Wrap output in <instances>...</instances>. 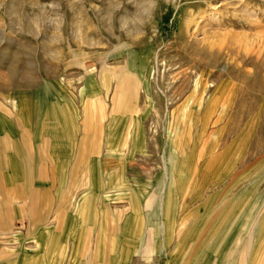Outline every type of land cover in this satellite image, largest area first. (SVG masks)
Here are the masks:
<instances>
[{
  "label": "rangeland",
  "instance_id": "obj_1",
  "mask_svg": "<svg viewBox=\"0 0 264 264\" xmlns=\"http://www.w3.org/2000/svg\"><path fill=\"white\" fill-rule=\"evenodd\" d=\"M128 58L151 71V106L140 87L111 113ZM0 103L27 141L0 150V264H224L229 246L264 264L240 224L264 211V0H0Z\"/></svg>",
  "mask_w": 264,
  "mask_h": 264
},
{
  "label": "crops",
  "instance_id": "obj_2",
  "mask_svg": "<svg viewBox=\"0 0 264 264\" xmlns=\"http://www.w3.org/2000/svg\"><path fill=\"white\" fill-rule=\"evenodd\" d=\"M1 104V103H0ZM2 104L0 105V108H1ZM19 106L20 104H18V107H16V110L17 108L19 109ZM43 107H45V109L41 112V116H47L49 118V122L47 124V132H46V135H48V138L50 139L49 141L51 142H62L64 139V132H61L60 130V124H64L68 121V115H67V112L66 110L62 107V106H57V105H53L49 102L48 105H42ZM49 107V108H48ZM48 108V109H47ZM99 110H98V113H102L100 114V118H103L104 117V110H103V107L101 108L100 105H99ZM18 111V110H17ZM20 111V109H19ZM97 112V111H96ZM95 112V113H96ZM115 112V110L111 109V113ZM116 112H121V111H117ZM91 117V118H90ZM93 117V118H92ZM90 118V119H89ZM98 121L97 118H95L94 116H92L90 113L85 115L84 117V127H85V130H86V133L85 135L88 136V137H92L94 135H97L96 132H98V125L96 124ZM0 124H1V127H0V150H1V153H4L5 155L7 153H10L11 151H17L20 149V147H27V141L25 139H23V144L22 146L19 147V145L17 144V141H16V137L15 135L13 134V132H11V129L8 127V126H5V124H3V120L0 116ZM138 134V133H137ZM26 136L23 135V138H25ZM36 158V156H33ZM20 163L21 165L23 166L24 170L25 171H28L29 173H33L32 171V167L30 166L29 164V157L28 156H23L22 158L20 157ZM8 168L12 169V172H9V173H14L17 171V165H11V164H8L7 166ZM38 167H39V164L37 163L36 164V169L38 170ZM16 169V170H14ZM1 180V178H0ZM29 200H30V203H28V207L32 208L33 211L32 213H35V209H39L38 207V200H39V197L41 195V190L39 189H32L29 191ZM153 207V206H152ZM253 211H254V208H253ZM253 211L250 212V214L248 213L247 216H245V219L244 217L240 218V224H241V227H246L247 229H249V232L251 230V235L248 236V239H247V249L251 250L252 249V245L254 243V240H259V239H263L264 238V211L263 209L261 208L257 214H256V217L253 221L252 224H250L252 221H249V217L252 215ZM153 210L151 209V214H152ZM244 219V220H243ZM248 219V221L246 220ZM149 223L150 225L152 224V226H154V221L152 220V218H149ZM230 233L232 232H227L226 235L222 238L223 240L215 247V250L219 251L221 248L227 246L228 244V241L230 239ZM238 239V238H237ZM143 248H145V246H143ZM235 250V247H231L229 246L228 247V253H226L225 255L226 258H225V263L224 264H235L233 261V258H232V255H233V252ZM215 251V252H217ZM214 260V258H213ZM216 260H218V258H216ZM241 264V262H239ZM238 264V263H237Z\"/></svg>",
  "mask_w": 264,
  "mask_h": 264
},
{
  "label": "bare ground",
  "instance_id": "obj_3",
  "mask_svg": "<svg viewBox=\"0 0 264 264\" xmlns=\"http://www.w3.org/2000/svg\"><path fill=\"white\" fill-rule=\"evenodd\" d=\"M128 53L130 54L132 52L129 51ZM142 62L140 61L138 62L136 60H130V58H128L126 64L122 66L119 70L114 71V73L112 74L111 78L115 80L114 95L112 98L114 104V110L128 111L130 109H134L135 106L134 97L136 95L137 89L140 87L142 88L144 87L146 97L149 100L148 105L151 106L152 99L150 97L151 93H150V85H149L150 84L149 76L151 71H149L148 77L145 78L143 75L145 66L142 64ZM159 199L162 200L161 195L159 196ZM162 204H160L159 206L158 203L154 211L159 208L158 209L159 212L161 210L160 208L162 207L161 206Z\"/></svg>",
  "mask_w": 264,
  "mask_h": 264
}]
</instances>
